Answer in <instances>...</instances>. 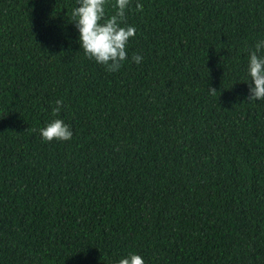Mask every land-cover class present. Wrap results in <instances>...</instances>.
<instances>
[{"label": "trees", "instance_id": "1", "mask_svg": "<svg viewBox=\"0 0 264 264\" xmlns=\"http://www.w3.org/2000/svg\"><path fill=\"white\" fill-rule=\"evenodd\" d=\"M75 7L0 0V264H264V0H130L116 72ZM55 118L70 140L42 138Z\"/></svg>", "mask_w": 264, "mask_h": 264}, {"label": "clouds", "instance_id": "2", "mask_svg": "<svg viewBox=\"0 0 264 264\" xmlns=\"http://www.w3.org/2000/svg\"><path fill=\"white\" fill-rule=\"evenodd\" d=\"M109 0H77L79 7L72 9V21L76 22L79 30L81 48L89 59L106 66L107 71L116 72L127 59V45L130 38L136 35V28L126 23V9L130 0H116L112 5L116 9L110 17L106 15V5ZM143 4L137 3L136 10L142 11ZM249 51L248 73L249 97L251 101L264 100V40L256 43ZM143 57L133 54L132 60L139 64ZM211 95L217 90L209 87ZM63 101L57 100L52 115L58 117ZM45 141H67L73 136L71 127L62 119L55 118L40 129ZM117 264H145L142 255L135 252L121 258Z\"/></svg>", "mask_w": 264, "mask_h": 264}]
</instances>
